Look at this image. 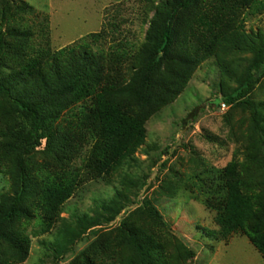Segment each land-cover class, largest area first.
<instances>
[{
	"label": "trees",
	"instance_id": "1",
	"mask_svg": "<svg viewBox=\"0 0 264 264\" xmlns=\"http://www.w3.org/2000/svg\"><path fill=\"white\" fill-rule=\"evenodd\" d=\"M192 1L162 2L150 22L146 42L137 49L123 43L107 48L112 31L103 28L52 51L31 44L28 31L10 27L4 32L0 25V98L8 107L4 111L12 115L7 121L0 112V168L9 161L15 168L13 196L0 194V264H20L27 258L30 239L23 219L31 218L34 212L41 226L51 228L82 183L100 176L112 178L136 161L135 155L146 139L145 122L151 113L147 108L163 102V92L174 87L164 86L169 81L164 71L167 60L173 58L179 12ZM257 3L253 1L249 10ZM9 12L8 4H3L2 23L14 18ZM197 24L202 49L220 46L225 51L255 53L246 76L223 100L230 105L239 102L250 110L257 139L251 153L246 150L243 161L234 159L223 171L226 195L220 202L216 224L220 238L244 235L264 257V103L257 105L250 98L264 77V46L258 38L240 31L222 39V27L204 15ZM175 59L185 73L175 72L171 84L187 78L195 62L188 56ZM213 105L219 106L220 100ZM65 110L67 117L62 115ZM89 139L94 146L86 166L68 168L79 150L73 141ZM43 143L56 167L30 172L28 161ZM132 185L129 181L124 187ZM30 197L34 198L31 206ZM124 198L120 191L96 207L93 215L73 217L74 227L65 228L53 250L61 254L91 228L114 221L125 207ZM146 209L165 225L158 210L151 205ZM119 235L116 246L128 255L125 264H181L194 256L181 245L166 255L165 243L131 219L121 224Z\"/></svg>",
	"mask_w": 264,
	"mask_h": 264
},
{
	"label": "rangeland",
	"instance_id": "2",
	"mask_svg": "<svg viewBox=\"0 0 264 264\" xmlns=\"http://www.w3.org/2000/svg\"><path fill=\"white\" fill-rule=\"evenodd\" d=\"M166 1L0 0V8L8 4L14 17L4 23L0 20V25L4 32L10 27L28 31L31 44L52 51L69 47L103 28L113 32L107 48L123 43L137 49L146 42L150 22ZM253 1L258 2L256 8L249 10ZM201 15L222 27V39L240 31L254 40L258 38L264 46V0H193L181 10L174 26L173 58L167 60L164 71L169 80L164 86L174 87L163 92V102L147 108L151 113L145 122L146 139L135 155L136 161L126 164L112 178L100 176L82 183L51 228L41 226L34 212L31 218L23 219L30 246L20 264H125L128 255L116 243L119 227L129 219L163 241L166 255L179 245L192 250L193 258L181 264H264V257L246 236L220 238L216 224L220 202L226 195L223 171L234 159L243 161L246 150L251 153L257 139L250 110L239 102L230 105L223 100L246 76L255 53L225 51L220 46L202 49L197 24ZM180 56L195 62L187 78L171 84L175 72H184L175 59ZM250 98L257 105L264 103V77ZM217 100L220 105H213ZM221 104L226 105L224 110ZM6 108L0 98V112L8 121L12 115L4 111ZM66 112H62L63 117L69 115ZM73 142L79 150L68 168L84 167L94 141ZM28 163L33 173L46 166L56 167V161L47 156L45 143ZM14 171L10 161L0 168V194L13 196ZM129 181L134 185L124 187ZM120 191L125 207L114 221L91 228L61 254L53 250L65 228L74 227L73 217L93 215L96 207L114 199ZM33 201L30 197V206ZM147 205L158 210L165 225L149 214Z\"/></svg>",
	"mask_w": 264,
	"mask_h": 264
},
{
	"label": "built area",
	"instance_id": "3",
	"mask_svg": "<svg viewBox=\"0 0 264 264\" xmlns=\"http://www.w3.org/2000/svg\"><path fill=\"white\" fill-rule=\"evenodd\" d=\"M221 106H222V110H224L226 108L225 104H221Z\"/></svg>",
	"mask_w": 264,
	"mask_h": 264
}]
</instances>
